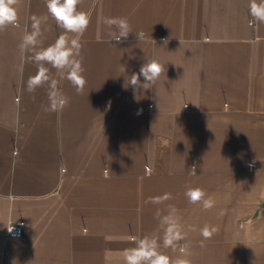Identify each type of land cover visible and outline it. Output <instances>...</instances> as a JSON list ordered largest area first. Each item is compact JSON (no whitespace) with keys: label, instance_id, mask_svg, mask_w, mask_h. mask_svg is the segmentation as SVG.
<instances>
[{"label":"crops","instance_id":"obj_1","mask_svg":"<svg viewBox=\"0 0 264 264\" xmlns=\"http://www.w3.org/2000/svg\"><path fill=\"white\" fill-rule=\"evenodd\" d=\"M249 2L82 0L87 84L77 94L46 65L70 99L52 112L46 85L27 91L37 65L18 70L19 44L33 16L42 47L63 29L46 0H19V26L0 30V264H125L131 237H162L156 213L173 207L191 264H264V25H249ZM110 17L132 26L115 47ZM152 58L166 69L155 87L126 89ZM196 187L213 208L189 202ZM19 220L23 234L6 235ZM205 225L218 231L202 247Z\"/></svg>","mask_w":264,"mask_h":264},{"label":"clouds","instance_id":"obj_2","mask_svg":"<svg viewBox=\"0 0 264 264\" xmlns=\"http://www.w3.org/2000/svg\"><path fill=\"white\" fill-rule=\"evenodd\" d=\"M81 2L82 0H46L49 15L55 20L57 26L63 29V33L51 45L42 47L41 19L33 16L32 30H25L19 44L22 63L18 70L23 73L25 62L37 65L36 74L30 76L27 80V91L30 93L35 92L36 89L46 85L49 102L46 110L48 111H62L69 105L70 99L61 91L58 81L51 76L50 68L46 65L59 71L63 78L75 88L77 94H83L87 84V80L83 75L85 70L82 66L81 51L83 45L79 37L87 30L90 17L87 13L78 10V5ZM18 3L19 0H0V30L8 26H19ZM248 10L251 17L250 26L264 25V0H250ZM104 23L110 29V39L107 42L113 47H115L113 41L121 43L127 40L130 33H133L132 26L127 18H105ZM68 34L74 35L70 39ZM135 36L140 42L145 39L143 31L136 33ZM151 42L156 45V41L152 38ZM167 42V40H164V44H167ZM121 71L125 73L126 67L121 65ZM165 71V65L158 59H148L140 67L138 73L133 72L130 76H126L124 87L126 89L131 87L134 93L139 90H150L155 87ZM141 77H143V82H141ZM140 111L142 110H139L137 114ZM188 173L196 176V166L193 165ZM104 178H110L107 169L104 172ZM185 195L190 203H200L205 210H209L215 205V201L211 197L206 198V193L202 188H188ZM170 199H172V194L165 193L163 196L150 198L148 202L160 204ZM156 216L160 221L162 237L158 235L131 237L134 246L124 251L125 264H191L187 258L190 255V245L180 243L186 239V232L181 224L180 217L177 215V210L174 207L170 208L168 214L163 216L157 211ZM189 230L194 231L195 229L190 228ZM8 231L11 233L13 226L8 227ZM217 231L216 227L205 225L200 230L203 237L201 246L203 247L204 241L210 240ZM162 248L172 249L173 251L178 250L180 255L173 259L162 251Z\"/></svg>","mask_w":264,"mask_h":264},{"label":"built area","instance_id":"obj_3","mask_svg":"<svg viewBox=\"0 0 264 264\" xmlns=\"http://www.w3.org/2000/svg\"><path fill=\"white\" fill-rule=\"evenodd\" d=\"M13 226V231L10 233L8 231V227ZM7 227L6 235H14V236H20L23 234L24 229V221L19 220L15 222H10Z\"/></svg>","mask_w":264,"mask_h":264}]
</instances>
